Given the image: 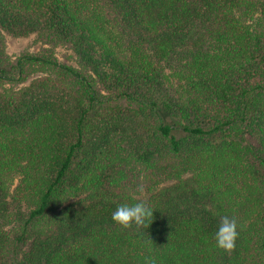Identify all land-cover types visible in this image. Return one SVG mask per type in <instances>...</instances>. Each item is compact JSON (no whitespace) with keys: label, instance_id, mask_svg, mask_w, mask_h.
Instances as JSON below:
<instances>
[{"label":"trees","instance_id":"1","mask_svg":"<svg viewBox=\"0 0 264 264\" xmlns=\"http://www.w3.org/2000/svg\"><path fill=\"white\" fill-rule=\"evenodd\" d=\"M133 198L140 232L111 219ZM145 257L264 264V0H0V264Z\"/></svg>","mask_w":264,"mask_h":264},{"label":"clouds","instance_id":"2","mask_svg":"<svg viewBox=\"0 0 264 264\" xmlns=\"http://www.w3.org/2000/svg\"><path fill=\"white\" fill-rule=\"evenodd\" d=\"M142 191V189H141ZM154 210L145 200L133 198L131 203L117 205L111 219L122 228H135L138 232L148 229L153 220ZM237 222L234 217L222 216L213 234L217 248L226 252L232 251L238 238ZM144 264H157L155 258L145 257Z\"/></svg>","mask_w":264,"mask_h":264},{"label":"rangeland","instance_id":"3","mask_svg":"<svg viewBox=\"0 0 264 264\" xmlns=\"http://www.w3.org/2000/svg\"><path fill=\"white\" fill-rule=\"evenodd\" d=\"M2 37L5 43V53L12 60H15L25 54L37 55L47 51L53 54L61 63L70 66H76V59L71 51L67 50L64 47H55V46L43 44L42 42L39 41L37 35H32L26 38H15L4 33ZM37 68L38 67H33L34 73L26 82H19L10 85H5V88H11L17 90L29 85L33 79L43 74L39 70H37ZM17 184L18 183L15 184L13 189H15Z\"/></svg>","mask_w":264,"mask_h":264}]
</instances>
